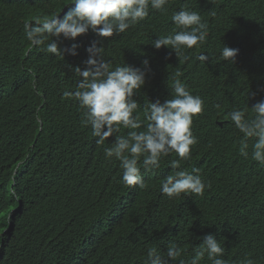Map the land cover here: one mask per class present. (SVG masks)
I'll list each match as a JSON object with an SVG mask.
<instances>
[{
	"label": "trees",
	"instance_id": "16d2710c",
	"mask_svg": "<svg viewBox=\"0 0 264 264\" xmlns=\"http://www.w3.org/2000/svg\"><path fill=\"white\" fill-rule=\"evenodd\" d=\"M69 3L0 0V264H145L149 248L166 255L173 245L180 253L175 264H188L208 234L224 248V264H264V166L251 158L254 138L248 157L241 155L242 133L227 118L245 107L253 118L250 106L264 97V0H168L123 33L52 37L61 56L34 47L24 22L63 15ZM181 8L198 12L208 34L178 57L154 41L174 34L171 18ZM224 44L239 50L232 64L220 58ZM92 46L102 51L92 55ZM90 56L110 71L145 73L128 97L137 104L138 132L147 130L151 103L173 98L174 80L204 100L193 117L197 143L180 161V169H199L203 195L161 193L162 180L180 170L170 167L175 153L162 157L159 169L145 170L142 156L144 186L123 183L120 161L104 149L132 129L98 144L87 109L63 95L83 79L76 66L94 70ZM250 91L257 95L248 98ZM201 264H211L207 255Z\"/></svg>",
	"mask_w": 264,
	"mask_h": 264
},
{
	"label": "clouds",
	"instance_id": "9594fccd",
	"mask_svg": "<svg viewBox=\"0 0 264 264\" xmlns=\"http://www.w3.org/2000/svg\"><path fill=\"white\" fill-rule=\"evenodd\" d=\"M168 0H70L65 5L67 11L55 13L51 17H37L35 20L25 21L23 24L25 38L41 51L61 56L57 43L52 37L75 39L89 30L100 36L109 37L116 33H123L129 27L144 20L149 15V9L162 10ZM175 25L174 34L160 37L154 41V47L169 46L178 57L183 55L182 49H193L204 44L208 30L206 22H202L201 15L196 11L181 8L172 15ZM50 41V42H49ZM72 46L71 54L75 55ZM89 53L102 51L92 46ZM238 49L226 44L220 49V58L234 63ZM200 60L208 59L201 55ZM187 60V57L184 56ZM142 63L148 67L149 60ZM87 64L95 66L93 69L81 70L76 66V73L83 77L75 92L65 91V97H73L81 108L87 109L86 123L90 124L92 135L97 137V143L103 145L105 141L120 132L121 128L132 129L127 135H118L111 147L104 149L105 157H115L120 161L123 169L122 181L127 186H144L141 168L138 162L143 156L142 166L145 170L159 169L162 157L175 153L179 159L171 161L170 167L180 169V161H187L191 157V146L197 143L192 132L193 117L204 111V100L199 95H193L179 80L173 81V98L163 103L156 101L149 105L146 114V131H136L141 127L139 119L133 117V110L137 108L135 101L128 102V97L134 89L145 83V73L133 70L127 66H118L110 71L111 65L99 63L91 56ZM179 75V73H177ZM264 91V88L259 89ZM257 92L250 91L248 98H254ZM253 118H247L248 107L234 109L227 113V118L242 133L241 155L248 157L249 140L254 138L251 145V158L264 166V97L256 100L251 106ZM206 185L199 175V169L191 172L180 169L167 175L161 182L160 191L169 199L181 194L203 195ZM195 255L188 264H201L207 255L211 264H224L222 259L224 248L212 234L206 235L198 247ZM180 255L176 246H168L166 255H162L156 248H149L145 264H175ZM180 264H184L183 261ZM248 264H252L248 261Z\"/></svg>",
	"mask_w": 264,
	"mask_h": 264
}]
</instances>
